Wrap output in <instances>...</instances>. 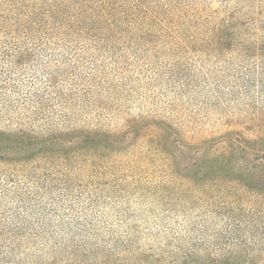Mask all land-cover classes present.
Here are the masks:
<instances>
[{"label": "rangeland", "instance_id": "374dc122", "mask_svg": "<svg viewBox=\"0 0 264 264\" xmlns=\"http://www.w3.org/2000/svg\"><path fill=\"white\" fill-rule=\"evenodd\" d=\"M185 1L191 5L172 7L160 24L167 33L155 25L151 41L132 44L127 22L113 48L102 47L96 55L98 110L89 119L80 111L75 119L114 133L128 130L130 119L164 120L190 144L175 149L180 170L149 137L133 135L83 160L41 164L33 175L46 216L35 204L24 214L13 198L0 200L3 230L14 222L26 228L22 237L10 233L9 245L0 235V245H7L0 247V264H202L206 254L243 248L246 264H264V194L230 181H193L181 171L238 149L242 166L264 173V163L244 158L247 146L246 157L264 153V0ZM144 2L164 10L168 0ZM228 16L248 23L237 30L232 48L187 53L183 40L191 26L202 36ZM37 44L48 49L44 59L58 51L47 37ZM80 70L78 75L87 71ZM16 127L0 119V129Z\"/></svg>", "mask_w": 264, "mask_h": 264}, {"label": "trees", "instance_id": "16d2710c", "mask_svg": "<svg viewBox=\"0 0 264 264\" xmlns=\"http://www.w3.org/2000/svg\"><path fill=\"white\" fill-rule=\"evenodd\" d=\"M144 1L0 0V119L5 117L17 126L0 129V200L13 198L22 205L24 214L35 204L38 215L46 216V205L37 199L35 168L41 164L45 168V163L53 159L83 160L84 154L101 153L118 146L120 139L129 135L149 137L157 151L171 157L170 167L180 170L175 149L182 152V146L190 144L174 125L164 120L149 123L143 118L139 121L130 119L129 129L118 133L87 127V120L84 125L75 124L80 111L89 119L98 110L97 73L101 64L96 55L102 47L111 50L112 39L115 34H124L127 22L130 23L132 44L151 41L153 27L164 22L172 7L182 2L187 7L191 5L185 0L169 4L168 0L166 9L160 10L147 7ZM182 17L186 18L187 13L182 11ZM193 17L196 16L190 18ZM231 18L225 17V21L217 22L202 36L194 33L196 28L191 26L193 32H188L183 40L187 53L200 48L217 51L232 48L233 40L239 35L237 30L248 23ZM157 32L167 33L162 25ZM45 37L56 45L54 49H58L51 59L43 58V53L48 51L44 45H33L39 39L44 41ZM63 46L62 52L59 48ZM259 48L264 49V45ZM68 66L72 71L64 76L63 71ZM79 69L87 71L78 75ZM9 112L12 113L10 117ZM247 147L243 157L259 160L257 165L260 167L264 163V153L246 157L251 149ZM237 154L238 149L215 153L181 171L193 181L204 179L216 184L230 181L264 194V173L251 174L241 165L242 157ZM11 183H16L14 189L9 187ZM11 222H14L13 216ZM19 224L14 222L11 230H3L5 225L0 223V235L5 234L6 243L12 239L8 237L10 233L20 237L26 234V228ZM208 255L203 257L202 264L248 263V248L236 252L221 250L219 254Z\"/></svg>", "mask_w": 264, "mask_h": 264}]
</instances>
